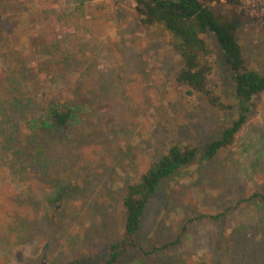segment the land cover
I'll list each match as a JSON object with an SVG mask.
<instances>
[{
  "label": "rangeland",
  "instance_id": "rangeland-1",
  "mask_svg": "<svg viewBox=\"0 0 264 264\" xmlns=\"http://www.w3.org/2000/svg\"><path fill=\"white\" fill-rule=\"evenodd\" d=\"M236 1L219 10L242 21L243 55L264 73V0ZM18 2L17 51L28 55L32 39L47 28L52 43L40 46L37 70L54 69L62 79L44 90L87 96L91 111L74 138L44 137L43 163L28 168L32 145L20 137L21 120H9L13 134L0 149V264H104L109 245L122 237L121 199L130 177L137 179L171 142L201 148L216 139L233 113L176 82L181 61L171 38L160 28L144 29L132 0H87L78 12L75 0ZM65 10L74 12L55 20ZM210 40V83L232 103L229 71ZM4 66L0 61V75ZM255 103L226 152L212 160L198 156L160 182L135 234L138 247H128L117 264H264V202H241L264 192V93ZM167 244L153 255L138 249Z\"/></svg>",
  "mask_w": 264,
  "mask_h": 264
},
{
  "label": "trees",
  "instance_id": "trees-1",
  "mask_svg": "<svg viewBox=\"0 0 264 264\" xmlns=\"http://www.w3.org/2000/svg\"><path fill=\"white\" fill-rule=\"evenodd\" d=\"M18 1L0 0V61L5 64L0 75V149L10 133L13 134L9 120L17 117L22 122L21 130L24 129V134L20 133V137L23 135L22 138L32 145L30 154L32 156L25 162L28 168L29 163L36 164V161L39 162L44 158L42 147L45 143L44 137L49 139L51 137L54 141L61 136L64 142L74 138V129L82 124V118L87 117L91 109L90 99L87 96H76L71 91L63 93L44 90L45 83L56 84L62 79L61 73L54 69L37 70L40 46L45 47L47 43H52V40H49L51 33L47 28L41 30L32 39L31 52L28 55H23L21 50L17 51L13 31L17 23L13 11ZM75 1L78 5L74 10L78 12L83 9L87 0ZM132 1L144 29L160 28L171 38L172 47L181 61L175 74L176 82L186 87L188 95L201 97L219 112L233 113V118L222 127L216 139L207 142L201 148L171 142L167 152L157 161L152 162L137 179L130 177L121 199L125 213L122 237L109 245L108 258L104 264H117L128 247H138L135 243V234L141 226L149 199L160 182L191 164L198 156L212 160L226 152L254 112L255 99L264 93V73L251 67L238 42L237 32L242 26V21L230 13L219 10L221 5L226 6L227 9L236 6V0H224L223 3L220 0ZM73 12L65 10L58 14L55 20L67 21ZM13 24L14 26L10 28ZM44 24L50 27L52 19L46 17ZM210 36L215 38L224 65L229 71L233 85V90L229 94L232 103L222 98L221 89L217 84L210 83L214 71ZM35 89L36 95L38 93L40 96L39 101L37 100L38 104L33 101ZM5 118L8 119L7 126L3 124ZM18 153L16 163L23 151ZM241 202H264V192L255 191ZM220 217L221 214L212 216L214 219ZM179 240L180 238L175 239L172 244ZM168 246L169 244L150 251L138 249L147 256L158 254Z\"/></svg>",
  "mask_w": 264,
  "mask_h": 264
}]
</instances>
